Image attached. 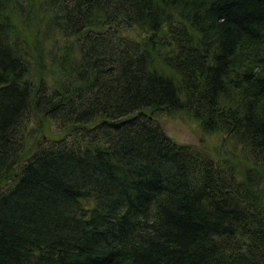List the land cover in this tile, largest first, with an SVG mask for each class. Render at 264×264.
<instances>
[{
  "label": "trees",
  "instance_id": "trees-1",
  "mask_svg": "<svg viewBox=\"0 0 264 264\" xmlns=\"http://www.w3.org/2000/svg\"><path fill=\"white\" fill-rule=\"evenodd\" d=\"M26 1L0 0V264H264V0Z\"/></svg>",
  "mask_w": 264,
  "mask_h": 264
},
{
  "label": "rangeland",
  "instance_id": "rangeland-1",
  "mask_svg": "<svg viewBox=\"0 0 264 264\" xmlns=\"http://www.w3.org/2000/svg\"><path fill=\"white\" fill-rule=\"evenodd\" d=\"M37 1L36 3H38ZM19 3L25 6L27 1L21 0ZM38 13L42 15L39 10ZM29 21L31 22L32 20L30 19ZM158 121L164 131L180 143H188L196 145L197 147H200L202 143L207 147H214L216 145L214 139H210L208 135L201 133L197 122L191 118H183L178 115H166L159 117Z\"/></svg>",
  "mask_w": 264,
  "mask_h": 264
},
{
  "label": "bare ground",
  "instance_id": "bare-ground-1",
  "mask_svg": "<svg viewBox=\"0 0 264 264\" xmlns=\"http://www.w3.org/2000/svg\"><path fill=\"white\" fill-rule=\"evenodd\" d=\"M133 241V240H132ZM122 262V261H121Z\"/></svg>",
  "mask_w": 264,
  "mask_h": 264
}]
</instances>
